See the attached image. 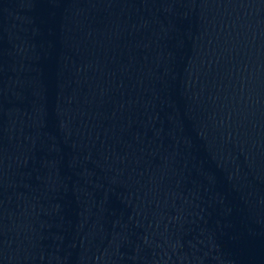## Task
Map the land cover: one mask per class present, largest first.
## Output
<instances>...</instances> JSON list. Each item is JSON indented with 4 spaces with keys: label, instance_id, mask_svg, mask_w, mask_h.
I'll return each instance as SVG.
<instances>
[{
    "label": "water",
    "instance_id": "water-1",
    "mask_svg": "<svg viewBox=\"0 0 264 264\" xmlns=\"http://www.w3.org/2000/svg\"><path fill=\"white\" fill-rule=\"evenodd\" d=\"M0 264H264V0H0Z\"/></svg>",
    "mask_w": 264,
    "mask_h": 264
}]
</instances>
